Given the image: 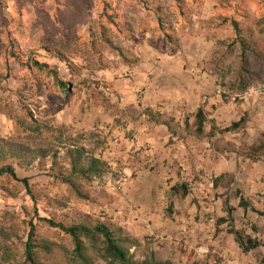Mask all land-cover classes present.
<instances>
[{
  "label": "rangeland",
  "instance_id": "374dc122",
  "mask_svg": "<svg viewBox=\"0 0 264 264\" xmlns=\"http://www.w3.org/2000/svg\"><path fill=\"white\" fill-rule=\"evenodd\" d=\"M218 14H234L243 28L253 31V39L264 53V0H0V108H7L0 113V138L15 139L33 148L35 144L26 138L28 134L8 115L10 111L25 119L30 112L36 120L58 129L56 135L66 127L64 134L69 133L104 164L100 177L77 179V190H73L52 176L67 165L62 148L56 159L37 160L30 168L13 160L3 162L14 167L19 179L30 180L34 200L21 183L0 180V225L12 236L10 260L3 262L0 256V264L23 263L30 223L34 227V251L41 263L84 264L75 254L72 240L43 219L65 225H104L118 238L137 241L135 246L127 244L134 262L141 263L153 253L160 262L188 264L180 259L186 251L183 240L164 244V239L150 232L152 221L141 205L133 202L132 192L136 191L129 182L138 175L126 171L121 155L125 140H132L128 124L141 127V121L149 118L142 114V105L125 104L117 87L132 80V69L144 58H151V52L155 54L151 61L159 62L161 57L182 52L190 39L206 35L216 43V38L232 37L228 26L207 27ZM202 46L206 47L204 43ZM44 47L61 51L76 66V73H69ZM30 51L40 55V63L57 67L61 79L70 84L71 94L63 95L49 77L23 66V55ZM210 51L203 63L206 71L215 44ZM259 72L261 78L251 89L264 88V66ZM240 135L244 148L247 134L241 131ZM45 138L42 146L59 148L57 140L48 135ZM53 162L58 167L52 171ZM160 192L155 204L157 213L161 212L163 220H173L175 199L171 189L160 186ZM217 197L211 189L206 201L214 203L212 198ZM175 224L171 221L172 226ZM84 245L91 264H110L100 257L99 248L87 240ZM205 247L210 253L211 248ZM209 253L207 259L215 261L214 254Z\"/></svg>",
  "mask_w": 264,
  "mask_h": 264
},
{
  "label": "crops",
  "instance_id": "0c3cea01",
  "mask_svg": "<svg viewBox=\"0 0 264 264\" xmlns=\"http://www.w3.org/2000/svg\"><path fill=\"white\" fill-rule=\"evenodd\" d=\"M214 44L215 40L202 35L190 39L182 52L161 57L159 62L151 61L155 55L151 52V58H144L132 69V80L117 87L125 104L142 105L169 122V127L151 121H141V127L129 123L127 132L132 140H125L121 156L126 171L138 175L129 186L136 191L132 192L133 202L141 205L152 221L150 232L164 239L166 245L183 240L186 251L182 261L260 264L264 247L244 254L228 233V223L218 225L217 221L228 219L229 206L235 229L264 244V161L240 155L241 131L246 132L250 146L264 135V92L249 93L241 101L225 98L217 77L203 69ZM200 109L206 121L198 133L196 116ZM242 119L246 123L241 130L218 132ZM180 185H185L189 194L173 196L172 216L177 224L172 226L173 220H163L161 212L157 213L156 200L162 194L157 190ZM211 189L218 196L214 203L206 201ZM241 198L262 215L241 208ZM126 211L130 213L128 207ZM202 246L211 248L209 254H214L215 261L201 253Z\"/></svg>",
  "mask_w": 264,
  "mask_h": 264
},
{
  "label": "trees",
  "instance_id": "16d2710c",
  "mask_svg": "<svg viewBox=\"0 0 264 264\" xmlns=\"http://www.w3.org/2000/svg\"><path fill=\"white\" fill-rule=\"evenodd\" d=\"M233 15L227 16L218 14L208 21L209 26L207 27L209 28L212 26L214 29H218L228 26L233 32L232 37L226 39L216 38L215 51L208 63V70L220 80V87L225 90L224 92L242 95L253 88L256 81L261 78L259 67L264 66V53L259 50L258 44L253 39V31L250 28H243L241 21L236 20ZM239 17L245 19L242 15H239ZM127 31L133 32L131 29ZM170 31H172V29ZM261 32H264V29H262ZM168 36L171 35L168 34ZM206 38L209 39L213 37L206 36ZM168 39H170L169 41H173L171 37H168ZM132 40L136 41L135 38ZM44 50L49 53L52 59L65 65L69 73H76V66L61 51L51 49L50 47H44ZM116 50H119L118 47H116ZM12 55L14 59L17 60L15 53ZM23 56L25 57L23 66H25L26 69L29 71H37L49 77L50 80L58 86L63 95L67 93L71 94L72 90L70 84L61 79L57 67L49 66L46 63H40L37 60V56L40 55L34 54L32 51ZM223 96L225 98L227 97L225 93ZM139 106L141 107V105ZM6 109L7 108H0V113L4 112ZM142 114L147 116L149 121L153 122L155 125L163 124L169 127V122L164 120L161 115L153 113L148 108H145ZM8 115L11 119L16 120V124L28 134L26 138L33 142L35 146L32 148L29 145L23 144L24 142H17L15 139L0 138V180L6 178L12 182L21 183L32 200H34V196L31 191L30 180L28 178L19 179L14 167L11 165H2L3 162L13 160L17 161L24 168H30L37 160H44L46 158L56 159L59 155V149L62 148V150H64V160L67 165L63 171L52 175L55 181L61 182L73 190H77L75 180L82 179L90 181L103 174L104 164L102 161L89 155L84 147H80L78 142L72 139L69 133L64 134L67 131L66 127L60 129L63 130L64 133L62 131L58 132V135H56L58 129L52 127L48 122L36 120L34 115L30 112H27L25 119L11 115L10 111H8ZM196 121L197 132L201 133L203 131V124L206 121L202 109L198 111ZM245 123L246 120L242 119L239 123H234L231 127L218 130V132L220 134H226L238 131L244 128ZM45 135L57 140V142L60 143L59 148L51 145L48 147L42 146L41 143L47 140ZM240 155L248 157L253 161L261 159L264 161V135L260 136L255 144L241 148ZM57 167V164L53 162L51 167L52 171ZM188 194L189 190L185 185L175 186L171 189L172 196H186ZM240 207L244 210L251 208L253 212L262 215V213L252 208L243 198L240 200ZM232 212L233 209L228 206V219H219L217 224L221 225L228 223V233L234 236L242 252L246 254L260 247H264V244L259 240L246 235L244 231L235 229ZM43 220L50 227L58 229L72 240L75 254L84 264H91L85 254L86 248L84 240H87L94 248H99L101 253L100 257L110 264H170L169 262L158 261L153 253L149 255L148 259L141 263L134 262L127 244L135 246L138 244L137 241L129 238H118L113 231L109 230L104 225H93L86 222L65 225L53 220ZM30 226L27 241L23 245L24 252L22 264H43L37 259L34 251V248H36L34 243V227L31 223ZM252 230L257 232V229L253 226ZM11 244L12 236L9 235L7 231L3 230V227L0 225V256H3V262L10 260L9 251ZM261 264H264V258Z\"/></svg>",
  "mask_w": 264,
  "mask_h": 264
},
{
  "label": "built area",
  "instance_id": "2783aa9c",
  "mask_svg": "<svg viewBox=\"0 0 264 264\" xmlns=\"http://www.w3.org/2000/svg\"><path fill=\"white\" fill-rule=\"evenodd\" d=\"M263 92H264V88H261V89H250L247 93L242 94V95H234V94L229 93V92H224V93L227 96H231L234 101H241V100H244L249 93L257 94V93H263ZM212 201H214L213 198H212ZM199 249H200L201 253H204V254L209 253V250L205 249L204 247H201Z\"/></svg>",
  "mask_w": 264,
  "mask_h": 264
}]
</instances>
